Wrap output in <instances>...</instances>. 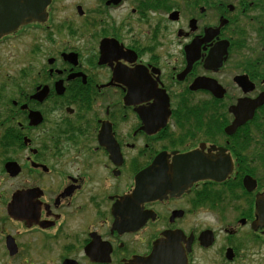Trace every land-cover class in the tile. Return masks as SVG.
Wrapping results in <instances>:
<instances>
[{
  "label": "flooded vegetation",
  "instance_id": "flooded-vegetation-1",
  "mask_svg": "<svg viewBox=\"0 0 264 264\" xmlns=\"http://www.w3.org/2000/svg\"><path fill=\"white\" fill-rule=\"evenodd\" d=\"M14 1L0 0L11 260L264 264V0H49L23 24ZM192 154L226 177L197 180Z\"/></svg>",
  "mask_w": 264,
  "mask_h": 264
},
{
  "label": "water",
  "instance_id": "water-1",
  "mask_svg": "<svg viewBox=\"0 0 264 264\" xmlns=\"http://www.w3.org/2000/svg\"><path fill=\"white\" fill-rule=\"evenodd\" d=\"M18 1V0H16ZM9 3V8L16 2ZM49 0H42V7L39 8V6L34 7L33 6V0H20L19 5L16 6L15 14L18 12L17 16L19 17L18 22L20 24L28 23L33 20H43L46 9V5L48 4ZM37 5L38 2H35ZM2 15H4V12L2 11ZM242 122H235V126L233 129L235 130L237 125ZM190 160L195 162L196 172H197V180L198 179H206L210 178L212 180L221 181L224 179L227 175V167L225 162L223 161L220 166H217V163L214 161H211L208 159V157L199 156L198 154H192L190 157ZM14 169L12 164L8 165V171L12 173V170ZM248 178V179H247ZM247 182L249 183V180H251L250 177H247ZM254 182V181H253ZM143 180L141 175L138 176L137 179V187L134 192V197H137L139 195L144 194L143 191ZM253 188L255 187V182L253 183ZM249 190H252V188H248ZM17 199L16 197H13V200L8 206V212L11 216L15 215V212L17 211ZM257 214L261 218V220L264 221V195L258 198L257 201ZM7 248L11 255H14L16 253V246L14 243V240L11 237H8L7 239Z\"/></svg>",
  "mask_w": 264,
  "mask_h": 264
},
{
  "label": "rangeland",
  "instance_id": "rangeland-1",
  "mask_svg": "<svg viewBox=\"0 0 264 264\" xmlns=\"http://www.w3.org/2000/svg\"><path fill=\"white\" fill-rule=\"evenodd\" d=\"M0 190H2L3 192H6V194L11 191V182L8 181H4L1 186H0ZM11 193V192H10ZM9 193V194H10ZM9 194L6 196V198L4 197L2 202H0V225L4 224V228L5 229H10L11 225H9L8 223L4 222V219L7 215L6 213V203L8 199H9ZM3 197V196H2ZM1 237H0V264H17L16 261H12L11 257L8 256V254L6 253V251L2 249L1 247ZM27 255H31L28 251L26 252Z\"/></svg>",
  "mask_w": 264,
  "mask_h": 264
}]
</instances>
